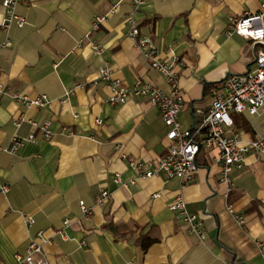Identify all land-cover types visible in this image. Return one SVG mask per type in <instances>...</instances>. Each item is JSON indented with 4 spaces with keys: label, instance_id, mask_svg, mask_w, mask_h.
I'll list each match as a JSON object with an SVG mask.
<instances>
[{
    "label": "crops",
    "instance_id": "crops-1",
    "mask_svg": "<svg viewBox=\"0 0 264 264\" xmlns=\"http://www.w3.org/2000/svg\"><path fill=\"white\" fill-rule=\"evenodd\" d=\"M262 1L144 0L136 12L140 32L162 60L174 62L182 128L192 127L196 109L209 107L210 86L252 66L256 45L225 30L229 15L256 12ZM130 8V0H19L16 12L25 24L7 31L0 25V179L8 185L0 193V264H16L15 254L38 230L47 242L35 258L48 264H264V155L246 154L242 167L230 170L231 185L219 179L217 150H200L194 179L184 187L163 171L144 177L129 165L161 156L167 128L144 98L108 103L99 68L107 62L124 86L139 78L170 91L127 36ZM97 15L104 20L94 28ZM2 17L0 0V24ZM90 41L102 46L100 54ZM14 94H45L50 102L28 106ZM231 116L244 138L253 136L259 119ZM45 120L48 137L39 127ZM14 136L24 140L11 150ZM101 190L108 196L97 203ZM176 194L199 215L204 238L169 209ZM22 212L34 218L31 226ZM143 235L154 239L146 248Z\"/></svg>",
    "mask_w": 264,
    "mask_h": 264
},
{
    "label": "built area",
    "instance_id": "built-area-1",
    "mask_svg": "<svg viewBox=\"0 0 264 264\" xmlns=\"http://www.w3.org/2000/svg\"><path fill=\"white\" fill-rule=\"evenodd\" d=\"M19 0H1L3 17L1 27L7 31L11 25L22 27L25 17L16 12V4ZM144 3V0H130V10L126 14L127 36L133 41L140 54L149 62L150 67L161 73L170 91L165 92L160 87L137 78L131 87L124 86L120 79L112 77V72L107 62L98 70V77L104 80L110 90L106 101L110 104H123L128 98H144L156 106L159 114L167 128L165 137L168 144L164 153L151 161L129 159V165L134 167L137 173L144 177L157 175L159 171L165 172L170 177L179 180L180 187H184L193 181L197 163L196 157L201 148L206 150H217L216 159L219 164L220 181L231 185L230 170L232 167L240 168L244 164V158L248 153L257 156L264 155V1L260 3L256 12H244L241 15H229L225 33L231 35L236 33L249 38L256 45L252 66L244 73H229L219 85L209 87L211 102L206 110L196 109L195 118L191 128H182L178 119L179 110L182 108L184 98L177 85V75L174 71V62L162 60L159 56L153 40L147 34L140 32L135 21V14ZM104 16H95L93 27L96 28ZM6 39L2 45H7ZM90 47L95 54L102 52V46L96 41H90ZM177 60V58H173ZM5 88L0 84V93ZM71 89L66 90V95ZM13 97L28 106H45L50 99L41 94L34 98L14 94ZM247 112L256 119L257 123L252 126L253 136L244 138L239 130L234 128L230 112ZM23 119V117L19 118ZM100 124L101 120L96 119ZM19 124V120L15 121ZM32 124L35 122L32 121ZM45 137L50 134L49 121L45 120L39 126ZM32 135L28 137L32 139ZM14 143L11 150H15L24 140L13 137ZM116 181H120L119 176ZM8 185L0 179V193H5ZM153 193V197L157 196ZM108 196L106 190H101L96 197L97 203H101ZM81 212L84 216L91 214V209L82 201L79 202ZM169 209L176 211L186 223L189 233L198 238H204L202 222L198 214L190 213L181 194H176L169 204ZM228 210H233L229 206ZM22 219L27 227L34 223V218L22 212ZM239 223L244 221L243 216L235 214ZM68 224V220L64 222ZM60 233V230L54 231ZM47 237L42 230L29 239L23 253H16V264H48L43 258H35L43 254V244ZM264 257V243H259Z\"/></svg>",
    "mask_w": 264,
    "mask_h": 264
},
{
    "label": "trees",
    "instance_id": "trees-1",
    "mask_svg": "<svg viewBox=\"0 0 264 264\" xmlns=\"http://www.w3.org/2000/svg\"><path fill=\"white\" fill-rule=\"evenodd\" d=\"M202 149V148H201ZM200 149V150H201ZM200 152V151H199ZM199 154V153H198ZM198 154H197V156H198ZM196 163H197V165H198V162H197V157H196ZM122 235H125V234H122ZM144 236L145 235H143V236H141L140 237V245L143 247V248H146L150 243H152L153 241H154V239L153 238H148V239H145L144 238ZM144 238V239H143Z\"/></svg>",
    "mask_w": 264,
    "mask_h": 264
},
{
    "label": "rangeland",
    "instance_id": "rangeland-1",
    "mask_svg": "<svg viewBox=\"0 0 264 264\" xmlns=\"http://www.w3.org/2000/svg\"><path fill=\"white\" fill-rule=\"evenodd\" d=\"M232 113V111L230 112V114ZM242 115L244 116L245 114H248L247 112H241Z\"/></svg>",
    "mask_w": 264,
    "mask_h": 264
}]
</instances>
